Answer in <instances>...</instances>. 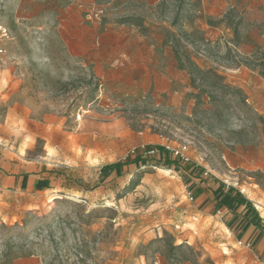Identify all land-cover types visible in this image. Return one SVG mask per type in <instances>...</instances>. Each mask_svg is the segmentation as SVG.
I'll return each mask as SVG.
<instances>
[{"label": "rangeland", "instance_id": "rangeland-1", "mask_svg": "<svg viewBox=\"0 0 264 264\" xmlns=\"http://www.w3.org/2000/svg\"><path fill=\"white\" fill-rule=\"evenodd\" d=\"M101 5L7 43L0 264H264L197 196L264 219V0Z\"/></svg>", "mask_w": 264, "mask_h": 264}, {"label": "crops", "instance_id": "crops-1", "mask_svg": "<svg viewBox=\"0 0 264 264\" xmlns=\"http://www.w3.org/2000/svg\"><path fill=\"white\" fill-rule=\"evenodd\" d=\"M2 18L11 36L16 39L24 32L44 29L52 31L63 23L80 24L85 16L93 17L101 5V0H0ZM186 174L197 176L194 167H186ZM34 188H42V179L34 180ZM208 186L197 190L199 205L208 204L222 214L223 224L242 246L264 263V219L256 210L253 200L245 192H228L219 187L214 195ZM210 201L212 203H210ZM255 207V208H254Z\"/></svg>", "mask_w": 264, "mask_h": 264}, {"label": "built area", "instance_id": "built-area-1", "mask_svg": "<svg viewBox=\"0 0 264 264\" xmlns=\"http://www.w3.org/2000/svg\"><path fill=\"white\" fill-rule=\"evenodd\" d=\"M2 11V8L0 7V12ZM11 38V33H10V30L9 28L6 26V24L4 23L2 17H1V14H0V62L5 58L6 56V46H7V43L8 41L10 40ZM154 153V151H150L148 153H146V156L148 158H151L152 157V154ZM172 154L181 159L183 162L185 163H189L191 162V160L185 155L184 151L183 150H173ZM197 167L200 166L201 164L200 163H196ZM205 176H208L209 175V171L208 170H205V173H204ZM191 196V194H189ZM191 200L194 201V197L191 196ZM239 246H242V242H239L238 243Z\"/></svg>", "mask_w": 264, "mask_h": 264}, {"label": "trees", "instance_id": "trees-1", "mask_svg": "<svg viewBox=\"0 0 264 264\" xmlns=\"http://www.w3.org/2000/svg\"><path fill=\"white\" fill-rule=\"evenodd\" d=\"M162 149V151H164L165 153H168V152H166L167 150L166 149H163V148H161ZM150 151H152V150H150V148H145V154L146 153H148V152H150ZM165 164L166 165H170V163H169V159H168V156H166V159H165ZM122 164L121 163H117V164H115L114 165V167H120ZM192 167L190 164L189 165H187L186 167ZM222 186V188H227L228 189V192H233V191H237L238 192V190H236L235 188H233V187H227L226 185H224V184H222V183H220ZM238 194L241 196V193L240 192H238Z\"/></svg>", "mask_w": 264, "mask_h": 264}]
</instances>
